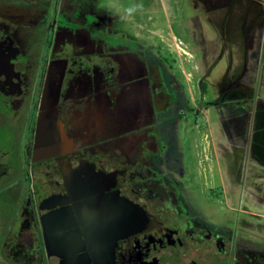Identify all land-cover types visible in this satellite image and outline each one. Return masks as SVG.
<instances>
[{
  "label": "flooded vegetation",
  "instance_id": "1",
  "mask_svg": "<svg viewBox=\"0 0 264 264\" xmlns=\"http://www.w3.org/2000/svg\"><path fill=\"white\" fill-rule=\"evenodd\" d=\"M114 6L0 0V264H264V249L198 210L184 165L194 129L204 164L210 122L234 142L248 105L264 115V0H162L124 20ZM168 9L206 23L195 95L160 43ZM117 201L128 212L115 221Z\"/></svg>",
  "mask_w": 264,
  "mask_h": 264
},
{
  "label": "rangeland",
  "instance_id": "2",
  "mask_svg": "<svg viewBox=\"0 0 264 264\" xmlns=\"http://www.w3.org/2000/svg\"><path fill=\"white\" fill-rule=\"evenodd\" d=\"M161 1L111 0L115 5L114 8L118 5L126 8L135 4H142L141 11L158 8ZM244 10L245 3H240L237 7V13H233L229 19L231 28L238 27L239 14L243 13ZM168 11L169 9L166 10L168 18H160V25L165 28L169 21L172 31H161L160 37L163 40L160 43L162 46L170 48L171 55L176 61L178 75L184 77L188 91L195 95L197 94L196 82L203 70L199 50L202 48L200 29L206 23L204 24V17L202 18L201 14L199 17L196 15L200 11H195L194 16L188 13L184 17V14L182 19L178 16L174 22L168 15ZM182 12L181 10L178 11L179 14ZM249 12L250 10L248 17H250ZM223 15L224 13L218 17V20ZM194 26L195 36H192V42L189 29L194 28ZM215 38L216 36L212 48L209 49V52L214 51V54L218 48V39L215 40ZM233 39L232 33H226V45L232 44ZM225 66L226 63L221 61L215 68V73L219 75ZM257 77L259 79V85L256 86L257 98L264 107V63L260 65ZM210 79L215 81V86H212L215 90L217 78L211 77ZM247 109L248 119L244 115L243 121L239 123L240 137L235 136L234 130L227 125L232 138L235 139L234 142L230 141L215 123H209L210 130L206 132L211 139L210 142L215 150L216 159H206L204 164L197 163L198 160L193 158L196 152L201 153L202 151L198 145L201 135L194 129L191 133V135L193 134L192 140L190 137L187 145L184 146V165L187 176L190 178V187L197 208L207 220L228 233L236 231L238 237H242L243 240H248L264 249V160H261L264 159V115H258L255 119V114L250 117V113L254 109L253 106L250 104ZM207 116L208 114L204 115L205 118ZM204 145L206 146V141ZM205 155L210 156L212 153H208L207 149ZM201 157H203L202 153Z\"/></svg>",
  "mask_w": 264,
  "mask_h": 264
},
{
  "label": "water",
  "instance_id": "3",
  "mask_svg": "<svg viewBox=\"0 0 264 264\" xmlns=\"http://www.w3.org/2000/svg\"><path fill=\"white\" fill-rule=\"evenodd\" d=\"M125 205L126 204H124V202H121V201L115 202L113 210H112L113 219L115 221L126 218V214H127L126 212H128V210L125 208ZM129 214H131L130 211H129ZM118 236H119L118 234H115L113 240L115 241ZM93 263L94 264H111V260L110 259L105 260V259H100V258L94 257ZM65 264H90V260L86 257L78 256L76 258L66 259Z\"/></svg>",
  "mask_w": 264,
  "mask_h": 264
},
{
  "label": "clouds",
  "instance_id": "4",
  "mask_svg": "<svg viewBox=\"0 0 264 264\" xmlns=\"http://www.w3.org/2000/svg\"><path fill=\"white\" fill-rule=\"evenodd\" d=\"M142 4H135L132 6H128L122 10L121 19H127L128 17H131L134 13H136L138 10L142 9Z\"/></svg>",
  "mask_w": 264,
  "mask_h": 264
},
{
  "label": "trees",
  "instance_id": "5",
  "mask_svg": "<svg viewBox=\"0 0 264 264\" xmlns=\"http://www.w3.org/2000/svg\"><path fill=\"white\" fill-rule=\"evenodd\" d=\"M262 161L264 160V159H261ZM258 162H260L259 160H257ZM264 162V161H263ZM261 163V162H260ZM261 165H263L262 163H261ZM264 166V165H263Z\"/></svg>",
  "mask_w": 264,
  "mask_h": 264
}]
</instances>
